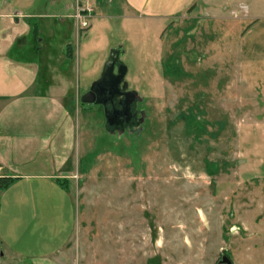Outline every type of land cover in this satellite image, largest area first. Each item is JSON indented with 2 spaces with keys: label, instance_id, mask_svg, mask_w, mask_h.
<instances>
[{
  "label": "rangeland",
  "instance_id": "obj_1",
  "mask_svg": "<svg viewBox=\"0 0 264 264\" xmlns=\"http://www.w3.org/2000/svg\"><path fill=\"white\" fill-rule=\"evenodd\" d=\"M45 1L35 15L59 8ZM173 1L171 12L184 0ZM79 2L90 25L79 28L72 91L88 89L118 48L122 84L138 96L122 128L80 93L69 102L80 170L65 182L75 227L59 260L264 264V136L248 128L241 83L253 89L261 75L264 0H194L166 18L122 0H87L89 12Z\"/></svg>",
  "mask_w": 264,
  "mask_h": 264
},
{
  "label": "crops",
  "instance_id": "obj_2",
  "mask_svg": "<svg viewBox=\"0 0 264 264\" xmlns=\"http://www.w3.org/2000/svg\"><path fill=\"white\" fill-rule=\"evenodd\" d=\"M79 1L46 0L59 8L35 15L38 0H0V178H12L0 186V264H63L58 253L75 227L65 182L80 170L69 102L88 90L71 89L70 62L81 49ZM122 3L141 17L166 18L194 0L173 12V0ZM259 71L253 89L241 83L249 97L244 115H255L248 128L264 136V64ZM40 180L57 189L45 191Z\"/></svg>",
  "mask_w": 264,
  "mask_h": 264
},
{
  "label": "water",
  "instance_id": "obj_3",
  "mask_svg": "<svg viewBox=\"0 0 264 264\" xmlns=\"http://www.w3.org/2000/svg\"><path fill=\"white\" fill-rule=\"evenodd\" d=\"M119 54L118 48L110 51L103 65L100 77L79 98L81 103L101 104L104 109L106 126L111 128H122L134 118L135 113L131 108V104L137 98L135 91L125 90L126 86L122 84L126 68L119 60ZM118 96H121V98L115 100L114 98ZM123 102H125L126 108V110H122L124 112L123 119L119 118L115 120L114 118H117V116L111 115V108H115L113 107L114 104H121L123 106Z\"/></svg>",
  "mask_w": 264,
  "mask_h": 264
},
{
  "label": "built area",
  "instance_id": "obj_4",
  "mask_svg": "<svg viewBox=\"0 0 264 264\" xmlns=\"http://www.w3.org/2000/svg\"><path fill=\"white\" fill-rule=\"evenodd\" d=\"M85 6H86V11L87 12L91 11V8H89V6L87 5V0H86V5ZM74 19L78 23L79 28L82 29V30H84L85 28L87 29L89 27V25H90L88 14H82L81 13V9H78L75 12Z\"/></svg>",
  "mask_w": 264,
  "mask_h": 264
},
{
  "label": "flooded vegetation",
  "instance_id": "obj_5",
  "mask_svg": "<svg viewBox=\"0 0 264 264\" xmlns=\"http://www.w3.org/2000/svg\"><path fill=\"white\" fill-rule=\"evenodd\" d=\"M125 90H127V89L125 88ZM120 98H121V96H118V97H116L114 99L117 100V99H120ZM126 99H127V97H126ZM123 104H124L123 106L121 104H114L113 107H115V108H111V115H116L117 116V118H114L115 116L113 117L115 120H118L119 118L123 119L122 117L124 115V112L122 110H126L125 102H123ZM99 105L103 108V106L101 104H99ZM134 105H135V102H133L131 104V108H133Z\"/></svg>",
  "mask_w": 264,
  "mask_h": 264
},
{
  "label": "trees",
  "instance_id": "obj_6",
  "mask_svg": "<svg viewBox=\"0 0 264 264\" xmlns=\"http://www.w3.org/2000/svg\"><path fill=\"white\" fill-rule=\"evenodd\" d=\"M12 178L11 177H1L0 178V186H6L11 182Z\"/></svg>",
  "mask_w": 264,
  "mask_h": 264
}]
</instances>
